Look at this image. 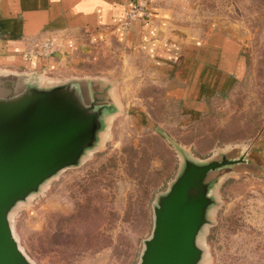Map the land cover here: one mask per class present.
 <instances>
[{
  "label": "rangeland",
  "instance_id": "obj_1",
  "mask_svg": "<svg viewBox=\"0 0 264 264\" xmlns=\"http://www.w3.org/2000/svg\"><path fill=\"white\" fill-rule=\"evenodd\" d=\"M171 27L184 42L215 33L238 41V83L190 117L168 99L153 60L117 43L95 48L83 77L112 82L119 109L78 166L12 211L14 236L33 264H140L154 208L185 161L238 155L264 137V0H173ZM211 196L199 264H264V176L227 170Z\"/></svg>",
  "mask_w": 264,
  "mask_h": 264
},
{
  "label": "water",
  "instance_id": "obj_2",
  "mask_svg": "<svg viewBox=\"0 0 264 264\" xmlns=\"http://www.w3.org/2000/svg\"><path fill=\"white\" fill-rule=\"evenodd\" d=\"M114 90L102 78L58 80L47 71L0 67V264H33L14 236L11 213L103 141L119 109ZM251 149L204 163L185 161L154 208L153 234L140 264L201 262L198 239L208 224L219 174L233 169L264 176Z\"/></svg>",
  "mask_w": 264,
  "mask_h": 264
},
{
  "label": "crops",
  "instance_id": "obj_3",
  "mask_svg": "<svg viewBox=\"0 0 264 264\" xmlns=\"http://www.w3.org/2000/svg\"><path fill=\"white\" fill-rule=\"evenodd\" d=\"M133 0H0V67L47 71L62 80L83 77L94 49L117 43L133 55L153 60L168 86V99L190 117L206 114L211 102L239 81L245 61L235 39L215 33L207 41H185L171 27L173 0H154L152 24L122 29ZM55 40L49 59L29 60L28 48ZM187 42V43H186ZM264 169V137L252 145Z\"/></svg>",
  "mask_w": 264,
  "mask_h": 264
},
{
  "label": "built area",
  "instance_id": "obj_4",
  "mask_svg": "<svg viewBox=\"0 0 264 264\" xmlns=\"http://www.w3.org/2000/svg\"><path fill=\"white\" fill-rule=\"evenodd\" d=\"M156 3L154 0H133L129 3L121 22L122 29H130L134 25L152 24L156 19ZM57 52L55 40L39 43L28 48L25 57L29 60L49 59Z\"/></svg>",
  "mask_w": 264,
  "mask_h": 264
}]
</instances>
